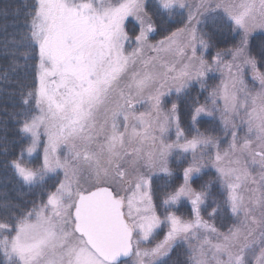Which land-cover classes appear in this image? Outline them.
I'll use <instances>...</instances> for the list:
<instances>
[{
    "label": "snow or ice",
    "instance_id": "snow-or-ice-1",
    "mask_svg": "<svg viewBox=\"0 0 264 264\" xmlns=\"http://www.w3.org/2000/svg\"><path fill=\"white\" fill-rule=\"evenodd\" d=\"M27 15L36 114L6 167L48 190L0 219V264H167L185 244L189 264H264V0H33Z\"/></svg>",
    "mask_w": 264,
    "mask_h": 264
},
{
    "label": "trees",
    "instance_id": "trees-1",
    "mask_svg": "<svg viewBox=\"0 0 264 264\" xmlns=\"http://www.w3.org/2000/svg\"><path fill=\"white\" fill-rule=\"evenodd\" d=\"M33 0H0V219L10 218L21 209L31 208L33 202L39 203L46 199L47 186L30 188L22 184L6 164L19 155L22 146L28 141L21 138L19 128L26 115L35 112V99H28V93L33 91L35 83V60L26 59L31 50L25 44L28 12ZM178 26V25H177ZM254 43L259 42L260 33L254 34ZM157 35L155 39L161 38ZM235 43L234 40L221 41L212 48L211 54L218 50L227 49ZM200 93L198 86L191 90L195 97ZM200 102L204 99V92L199 96ZM205 131V126L200 127ZM220 131L213 132L218 134ZM174 170L182 173L184 162L170 165ZM202 176L200 183L214 179L215 173ZM54 181H49V185ZM204 218L208 219L207 213ZM217 227L221 223H231V220L215 221ZM223 231L224 229L221 228ZM188 253L183 246L176 247L168 258L167 264H187Z\"/></svg>",
    "mask_w": 264,
    "mask_h": 264
},
{
    "label": "rangeland",
    "instance_id": "rangeland-1",
    "mask_svg": "<svg viewBox=\"0 0 264 264\" xmlns=\"http://www.w3.org/2000/svg\"><path fill=\"white\" fill-rule=\"evenodd\" d=\"M162 38V37H161ZM161 38H157V39H155V40H159V39H161ZM154 42V41H153ZM129 50H131V49H129ZM215 54V53H214ZM214 54H212V55H214ZM209 61L211 60V56H207L206 57ZM226 59H230V57H226ZM210 75H212V76H215V79H209L208 80V86H209V89H211L212 87H214L217 83H219V79H220V77H219V73H212V74H210ZM207 92H204V99H205V97L207 96ZM204 99L201 101V103H204ZM167 106H170V104L169 105H167ZM36 113L34 112V114L33 115H35ZM213 135H218V136H220L222 139H223V133L222 132H220V133H218V134H213ZM172 139H175V135H174V133L172 134ZM222 147H226V144H224V145H222ZM40 151V153H42V148L39 150ZM25 159H27V160H30L32 163H31V165L30 166H35V164L37 163V155L36 154H33V156L32 157H27V156H25ZM190 159V158H189ZM173 161H175V159H173V160H171L170 161V165H171V163L173 162ZM176 162V161H175ZM184 164H185V167L187 166V161H184ZM209 170H211V169H209ZM213 172H214V170H212ZM162 236H163V234H161V236H160V238L162 239ZM183 247H184V249L187 251V253H188V245H182ZM187 264H189V254H188V263Z\"/></svg>",
    "mask_w": 264,
    "mask_h": 264
},
{
    "label": "bare ground",
    "instance_id": "bare-ground-1",
    "mask_svg": "<svg viewBox=\"0 0 264 264\" xmlns=\"http://www.w3.org/2000/svg\"><path fill=\"white\" fill-rule=\"evenodd\" d=\"M187 263H188V260H187Z\"/></svg>",
    "mask_w": 264,
    "mask_h": 264
}]
</instances>
